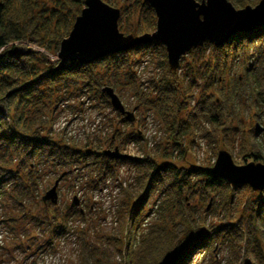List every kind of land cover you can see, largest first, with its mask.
<instances>
[{"label": "trees", "instance_id": "obj_1", "mask_svg": "<svg viewBox=\"0 0 264 264\" xmlns=\"http://www.w3.org/2000/svg\"><path fill=\"white\" fill-rule=\"evenodd\" d=\"M85 1L0 0V206L6 203L21 206L24 201L33 199L39 192L46 169L64 170L67 177L74 175L76 179V172L90 174L88 187L98 190L107 178L116 177L118 166L127 164L139 172L137 185L140 189L137 196L127 191L124 200L128 201L121 203V207L128 209L129 228L137 230L143 222L144 226L145 221L153 220L144 235L138 237L140 242L128 237L125 264H186V251L194 244L202 250L214 252L222 241L234 237L240 240L245 236L247 256H254L264 264L262 249L253 238L255 230L261 233L264 230V191L256 193L247 184L229 185L211 173L214 166L211 160L204 165L191 164L189 167H179L170 161L176 151L185 158L182 139L192 138L201 124L211 125L205 136L209 138L207 140L212 139L219 150L224 149L233 155L238 148L236 136L242 134L245 143L239 149V156L243 163L246 159L264 161L259 148L258 134L262 129L257 105L260 97L264 99V27L232 36L222 46L206 42L199 47L201 54L208 49L210 54L203 56L198 65L196 61L187 62L189 68L184 75L187 79L190 76L187 88L185 81L169 67L166 49L158 42L111 54L90 64L73 61L56 69L61 42L69 36L76 18L85 8ZM103 1L112 6L109 0ZM259 1L230 0L239 9L255 6ZM120 10L125 22L136 20L132 22L130 33L137 36L156 30L155 11L144 0H136L135 6L125 4ZM158 47L165 55L164 64L160 65L163 75L155 83L150 81V88L156 95H145L135 78L134 55L142 51L154 52ZM253 49L256 51L254 63H260L263 71L253 81L250 93L252 104L246 119L250 125L233 129L227 119H231L230 113L240 114V109L234 106L244 91L240 90L238 82L229 89L224 83L226 77L232 80L239 53L244 55V63L248 64L246 73L254 71L248 55ZM194 52L192 49L189 53ZM258 84L260 87L256 91ZM106 86L112 87L119 97L121 89L127 86L141 106L157 111L168 139L167 152L161 160L151 154L141 158L126 155L124 159L112 160L102 154V147H79L75 142L70 144L53 135L52 126L58 109L72 99L85 97L104 101L116 111L102 92ZM198 89L199 96L196 97ZM117 114L123 125L134 124V121ZM262 124L264 126V122ZM118 137L116 132L112 142ZM141 139L140 131H137L123 140L128 145ZM242 193L246 195L245 200ZM150 200H153L152 205ZM195 201L205 203L207 215L220 210L227 215H231L230 210L237 213L222 225L210 227L206 220H199ZM240 211L244 214L238 216ZM76 216L83 217V212L69 209L61 221L56 213L45 212L43 218H35V224L45 226L53 237H63L68 232L67 220ZM242 216L249 217L247 235L242 228L235 230ZM184 242L186 246H183ZM49 245L50 241L46 247ZM83 248L86 264H90V257L96 252L87 244ZM153 248L159 253L155 259L150 255Z\"/></svg>", "mask_w": 264, "mask_h": 264}, {"label": "rangeland", "instance_id": "obj_2", "mask_svg": "<svg viewBox=\"0 0 264 264\" xmlns=\"http://www.w3.org/2000/svg\"><path fill=\"white\" fill-rule=\"evenodd\" d=\"M109 2L113 7L120 9L125 4L135 6L136 0H109ZM250 6L254 7V5ZM129 21L125 22V16L120 17L119 20V29L125 35L132 34L130 30L132 24L136 22L132 19H129ZM246 49H248L247 46ZM194 50V53L188 52L185 58H181L178 69L173 70L179 79L185 81V88L189 86L190 80V76L189 79L184 77L189 68L187 62L196 61L195 64L198 65V61L203 56L207 57L210 54L209 49L204 54H201L198 48ZM255 54L254 49L248 53L250 55L249 61L253 62L251 68L254 69L253 72L248 70L249 72L246 73L248 64L244 63V55L239 53V60L232 72V80L229 81L230 78L226 77L227 82L224 83V87L229 89L230 86L233 87L238 82L240 90L244 91L240 93L236 106H234L237 110L240 109V114L230 113V117L233 119L232 122L231 119H227V124L233 129L238 128V126L248 127L250 125V121L246 120L252 104L250 93H252L253 81L263 71V66L260 63H254ZM164 56L163 49L159 47L154 49V52L142 51L134 55L136 64L133 70L141 93L156 95L149 84L151 80H154L155 83V80L161 79L163 69L160 65L164 64ZM259 87L260 84L255 87V90L258 91ZM199 91L198 89L196 97L199 96ZM120 99L125 108L135 115L133 125H123L122 118L104 101L88 100L83 97L81 100L72 99L65 102L58 109L52 126L53 135L62 137L70 144L75 142L79 147L89 145V147H102V150H114L116 147H121L124 154L132 157L141 158L146 154H151L156 159L161 160L167 152L168 139L157 111L141 106L127 86L121 89ZM257 105L260 109V129H262L258 134L259 148L264 156V126L262 124L264 122V99L262 97L258 99ZM210 129V124L199 125L192 138L182 139L186 149L185 158L180 155L179 151H176L172 154L170 161L179 167H189L191 164L204 165L208 160L215 164L218 153L224 149L219 150V146L212 139L207 140L208 137L205 136V133ZM137 131H140L142 139L128 145L124 144L123 139ZM116 132L119 137L112 142L111 138ZM244 140L242 134L236 136L235 142L238 148L233 155L229 152L234 162H242L241 164L236 163L237 165H246L251 162L264 164V161L250 159H246L247 161L243 163L239 156V149L245 143ZM110 143L112 144L110 145ZM67 176L68 174L65 175L64 170L46 169L43 171V181L39 192L33 199L24 201L21 206L14 207L8 203L0 206V264H86V257L83 254L85 244L96 252L93 257H90V264H125V247L128 237L132 236L134 241L140 242L141 239H138V237L144 235L143 233L150 228L149 224L153 220L151 218L145 221L147 226H143V222L137 230H134L133 227L129 228L128 209H126V206L121 207L122 201H125L123 202L125 204L128 201L124 200L126 194H128L127 191L134 193L136 196L139 194L140 189L137 185L139 172L130 165L122 164L117 168L116 177L114 179L107 178L105 182L100 184L98 190H92L88 187L91 180L90 174L76 172L77 179L74 175ZM56 181H60L58 204H51L50 201L45 203L42 199ZM75 197H78L80 201V205L77 207L72 206ZM242 197L245 200L246 195L242 193ZM150 202L152 205L153 200H150ZM195 203L199 220H206L210 227L222 225L224 221L230 220L237 213V211L232 212L230 210L231 216L227 215L224 210H220L207 215L205 213V203L197 201ZM127 207L129 208V206ZM69 209L83 210V217L69 218L67 220L68 232L63 237H53L45 226L40 227L35 224V218H43L45 212L56 213L61 221ZM239 214L243 215L244 212L240 211L238 216ZM156 218H154L155 221ZM254 221L252 219V222ZM248 222V216L241 218L236 223L235 230L242 228L244 235H247L246 226ZM263 233L255 230L253 238L258 241L256 243H258L264 255ZM246 239L245 236L240 240L234 237L233 240L222 241L220 245L216 246L214 252L202 250L199 246L195 247L194 244L186 251L188 257L186 264H245L246 259H251L253 264H260L256 257L247 256L245 253ZM49 241L50 245L46 247ZM183 246H186L185 242ZM154 249L150 252V255L155 259L159 253H155ZM199 251L202 252L199 253Z\"/></svg>", "mask_w": 264, "mask_h": 264}, {"label": "water", "instance_id": "obj_3", "mask_svg": "<svg viewBox=\"0 0 264 264\" xmlns=\"http://www.w3.org/2000/svg\"><path fill=\"white\" fill-rule=\"evenodd\" d=\"M155 11L157 27L152 33L125 35L119 29L121 11L103 0H86L85 8L76 18L69 37L61 42L57 55L60 69L68 62L90 64L111 54L126 52L139 46L158 42L167 51V60L172 70L178 69L180 60L192 49L202 47L206 42L222 46L232 36L250 33L264 27V0L254 7L248 5L236 8L229 0H144ZM112 107L127 120L135 121V115L128 111L112 87L102 89ZM102 154L109 159H124L118 147L107 149ZM211 173L224 179L229 185L247 184L258 193L264 191V164L251 162L237 165L232 155L221 150ZM45 194L43 201L58 204V186ZM80 205L75 197L72 206ZM83 212V210H81ZM245 264H253L246 259Z\"/></svg>", "mask_w": 264, "mask_h": 264}]
</instances>
